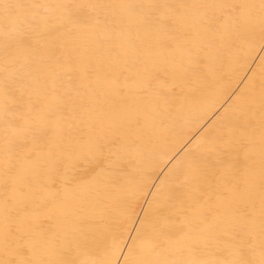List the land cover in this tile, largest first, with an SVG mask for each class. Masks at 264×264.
Returning a JSON list of instances; mask_svg holds the SVG:
<instances>
[{
	"label": "bare ground",
	"instance_id": "obj_1",
	"mask_svg": "<svg viewBox=\"0 0 264 264\" xmlns=\"http://www.w3.org/2000/svg\"><path fill=\"white\" fill-rule=\"evenodd\" d=\"M125 258H264V0H0V264Z\"/></svg>",
	"mask_w": 264,
	"mask_h": 264
},
{
	"label": "snow or ice",
	"instance_id": "obj_2",
	"mask_svg": "<svg viewBox=\"0 0 264 264\" xmlns=\"http://www.w3.org/2000/svg\"><path fill=\"white\" fill-rule=\"evenodd\" d=\"M19 264H32V262L31 261H21L19 262ZM105 264H121V261L119 259H114V260L106 261ZM123 264H130V261L127 258H125L123 260ZM236 264H252V262L242 259V260L237 261ZM259 264H264V258L260 260Z\"/></svg>",
	"mask_w": 264,
	"mask_h": 264
}]
</instances>
